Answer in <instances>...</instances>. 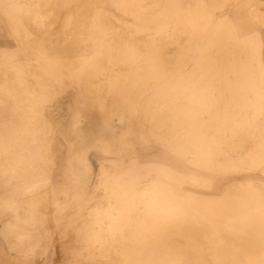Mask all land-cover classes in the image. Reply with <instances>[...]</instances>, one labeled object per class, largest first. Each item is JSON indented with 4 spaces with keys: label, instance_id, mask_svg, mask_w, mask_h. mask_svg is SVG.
Instances as JSON below:
<instances>
[{
    "label": "rangeland",
    "instance_id": "374dc122",
    "mask_svg": "<svg viewBox=\"0 0 264 264\" xmlns=\"http://www.w3.org/2000/svg\"><path fill=\"white\" fill-rule=\"evenodd\" d=\"M150 1L0 0V72L74 53L97 96L0 127V264H264V0Z\"/></svg>",
    "mask_w": 264,
    "mask_h": 264
},
{
    "label": "clouds",
    "instance_id": "9594fccd",
    "mask_svg": "<svg viewBox=\"0 0 264 264\" xmlns=\"http://www.w3.org/2000/svg\"><path fill=\"white\" fill-rule=\"evenodd\" d=\"M69 63L66 64L64 70L57 76L53 77L46 69L36 62L28 63L24 66V70L18 75L13 83H18L16 97H9L6 95L8 84L0 85V111L10 114L14 107V104L19 103L24 97V93L29 91V99L26 102L28 110L31 112L34 108L39 115L43 110V114L47 115V110L43 109V99L41 91L46 89L51 93L55 88L62 86L65 92H74L77 94L79 100H82L84 104L95 105L97 102V96L94 89L89 87L90 79L93 75V70L90 67H78L71 61V57L74 53H68ZM39 81L42 89L31 88V81ZM112 104L113 110L119 109L118 101H109ZM149 142H146L144 138L140 140H128L125 146L127 153L135 155L138 159L146 160L150 159L142 157L141 152L143 149L149 146ZM179 255V254H178ZM138 264H189L186 259L177 258L170 252L162 250L158 253H153L146 256L144 259L138 261Z\"/></svg>",
    "mask_w": 264,
    "mask_h": 264
},
{
    "label": "bare ground",
    "instance_id": "6f19581e",
    "mask_svg": "<svg viewBox=\"0 0 264 264\" xmlns=\"http://www.w3.org/2000/svg\"><path fill=\"white\" fill-rule=\"evenodd\" d=\"M149 1V0H148ZM198 1V0H197ZM216 1V0H215ZM150 2H152V4H160V2H161V0H153V1H150ZM166 2V1H165ZM192 2H193V0H192ZM149 3V2H148ZM188 5V4H187ZM193 5V4H192ZM208 5V4H207ZM154 6V5H153ZM196 6V5H195ZM194 7V6H193ZM200 7V6H199ZM261 11V10H260ZM256 12H254V14H255ZM263 13V12H262ZM260 14V13H259ZM256 15V14H255ZM263 16V15H262ZM7 63V62H6ZM17 70V69H16ZM20 73V72H19ZM16 78L17 77H14V76H11V77H7V76H5L2 72H0V85H3V84H8L9 85V87L7 88V92H6V95L7 96H9V97H16V95H17V90H18V87H19V85H18V83H13V81H15L16 80ZM26 94H27V91L24 93V97L21 99V101L19 102V103H16V104H14V107H13V109L11 110V112H10V114H7V115H5V120H3L4 122H2V112L3 111H0V120H1V124H0V127H3L4 128V126L3 125H5V123H6V121H8V123L10 122V124L12 123V124H14V125H16L17 124V122H18V120L20 119V118H22L23 116V114L21 113V112H15V110L17 109V108H19L20 106H24L25 104H26V102H27V100H26ZM2 125V126H1ZM1 129V128H0ZM253 156V155H252ZM79 158H81V159H83V157H79ZM80 159V160H81ZM82 163L81 164H83L84 166H85V171H89L90 170V163H89V161H88V159L87 158H84L82 161H81ZM7 157H4V158H0V166H5V165H7ZM2 169V168H1ZM0 169V170H1ZM194 181V180H193ZM14 186V185H13ZM18 236V235H17ZM20 236V235H19ZM18 236V237H19ZM17 237V238H18ZM21 237V236H20ZM19 240V239H18Z\"/></svg>",
    "mask_w": 264,
    "mask_h": 264
}]
</instances>
